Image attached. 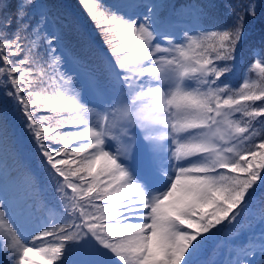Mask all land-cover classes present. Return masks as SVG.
I'll use <instances>...</instances> for the list:
<instances>
[{"label": "snow or ice", "instance_id": "6c2138e0", "mask_svg": "<svg viewBox=\"0 0 264 264\" xmlns=\"http://www.w3.org/2000/svg\"><path fill=\"white\" fill-rule=\"evenodd\" d=\"M81 2L110 54L86 80L64 70L48 4L0 0V93L19 106L55 201L36 202L28 166L0 177V264H264V202L254 211L251 200L264 185V49L238 87L228 81L246 25L264 27V0L242 13L207 0L195 22L163 0ZM41 47L50 72L35 73L29 53ZM46 76L56 87L42 96L34 83ZM21 184L18 199L9 186ZM209 240L218 259L201 258Z\"/></svg>", "mask_w": 264, "mask_h": 264}, {"label": "trees", "instance_id": "16d2710c", "mask_svg": "<svg viewBox=\"0 0 264 264\" xmlns=\"http://www.w3.org/2000/svg\"><path fill=\"white\" fill-rule=\"evenodd\" d=\"M11 2L13 8L15 0H4L7 5ZM51 8L49 21L53 30H59L63 35V51L66 57V65L64 70L68 76H74L77 72L82 80L87 79V71L89 69H97L108 64L110 59L109 45L105 43L106 37L102 34V30L98 28L91 19L87 9L81 0H43ZM98 0H89L90 4L97 3ZM143 3L146 0H104V3L112 6L121 3ZM168 5L167 12L175 11L177 14L183 13L185 19H192L195 22V8L198 5L207 3V0H163ZM215 3L223 5L225 3L236 6L237 12H243L244 6L249 0H214ZM11 11V8H6ZM140 12L142 9L131 10ZM191 14V15H189ZM221 23H231L232 17L227 14V9L221 8L219 12ZM26 50L31 48L29 39L22 41ZM264 49V27L259 20L249 21L245 27V36L236 52L235 69L229 75L228 81L233 87H238L244 79L245 71L253 62V54L255 50ZM30 58L38 61L31 64L35 73H38L43 67L46 72L47 59L44 55L43 48L33 49ZM21 58H23L21 56ZM250 79H255V72H250ZM67 78V77H66ZM56 85L53 84L46 76L44 81L36 80L34 90L40 91L42 96H47L55 90ZM82 95L86 100L94 99L93 90L85 87L81 89ZM261 102H257L259 105ZM91 106V105H90ZM53 118V122L60 118V114L50 111L41 113ZM63 115L67 116V113ZM0 123L6 126L7 139L0 141V177L7 173L15 172L20 174L25 166L31 168L39 178L41 190L36 193V202L47 200L49 203H55L52 197L53 183L49 180V170L43 163V157L37 149L36 144L29 135L23 131V117L20 114V108L16 103L6 98L0 93ZM72 131L74 129H62ZM256 130L264 135V125L257 124ZM80 142H74L78 145ZM51 146V145H50ZM72 146H69L71 148ZM9 192L18 199H23L26 191L24 186H9ZM253 210L258 211L261 202H264V185L259 184L255 187L251 196ZM231 234V230H226ZM246 234L239 236L238 241H243ZM217 241L209 240L205 244L203 257L218 259L219 256H213V250L216 248ZM29 246H32L29 243ZM223 252V249H219ZM2 259V257H0Z\"/></svg>", "mask_w": 264, "mask_h": 264}]
</instances>
